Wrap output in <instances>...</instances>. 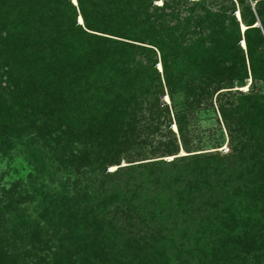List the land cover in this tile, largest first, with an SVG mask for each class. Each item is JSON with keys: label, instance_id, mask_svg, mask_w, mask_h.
Listing matches in <instances>:
<instances>
[{"label": "trees", "instance_id": "trees-1", "mask_svg": "<svg viewBox=\"0 0 264 264\" xmlns=\"http://www.w3.org/2000/svg\"><path fill=\"white\" fill-rule=\"evenodd\" d=\"M75 1L0 0V264H264V0Z\"/></svg>", "mask_w": 264, "mask_h": 264}, {"label": "rangeland", "instance_id": "rangeland-1", "mask_svg": "<svg viewBox=\"0 0 264 264\" xmlns=\"http://www.w3.org/2000/svg\"><path fill=\"white\" fill-rule=\"evenodd\" d=\"M74 4H76L75 0H72ZM161 3V0H159V3ZM239 14V13H238ZM79 24H82L81 18L78 19ZM159 69L160 66L158 67ZM242 91L246 92L248 90L247 86L241 89ZM167 98V97H166ZM164 100V98H163ZM167 100V99H166ZM168 102V101H167ZM220 117L216 111L215 108L213 109H208L205 111H202L198 113L195 116V121L193 123V128L195 130V134H198V138L200 139L201 143V148L203 152L207 151H218L221 154H226L229 146L227 145V134L226 131L223 127V124L220 121ZM171 129L176 132V127L174 125L171 126ZM219 147V148H216ZM216 148V149H214ZM181 155H184V152H180ZM165 160L170 161L171 158H166ZM25 166V165H24ZM115 168L109 169V171L114 170ZM28 171V168L24 171L19 170V175L16 174L14 171L11 169H8L4 165H0V177H2L1 180V185L3 187H9V185L15 181L18 177L20 176H25L26 172ZM69 177L67 175L59 174L58 180L62 181L65 180ZM72 179V177H71ZM51 188V187H50ZM61 190L60 184L59 183H54L52 184V191L56 192ZM35 203H29L28 209L29 213H33V208ZM34 215V213H33Z\"/></svg>", "mask_w": 264, "mask_h": 264}, {"label": "water", "instance_id": "water-1", "mask_svg": "<svg viewBox=\"0 0 264 264\" xmlns=\"http://www.w3.org/2000/svg\"><path fill=\"white\" fill-rule=\"evenodd\" d=\"M78 22H79V20H78ZM256 26H259V24H257Z\"/></svg>", "mask_w": 264, "mask_h": 264}]
</instances>
